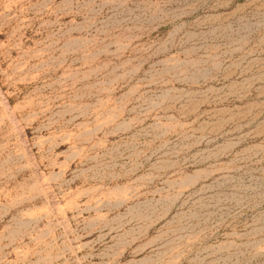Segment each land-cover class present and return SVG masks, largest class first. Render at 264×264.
Wrapping results in <instances>:
<instances>
[{
  "label": "rangeland",
  "instance_id": "obj_1",
  "mask_svg": "<svg viewBox=\"0 0 264 264\" xmlns=\"http://www.w3.org/2000/svg\"><path fill=\"white\" fill-rule=\"evenodd\" d=\"M0 264H264V0H0Z\"/></svg>",
  "mask_w": 264,
  "mask_h": 264
}]
</instances>
